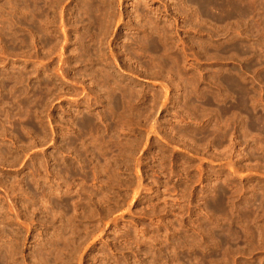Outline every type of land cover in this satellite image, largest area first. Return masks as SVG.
Listing matches in <instances>:
<instances>
[{
  "label": "rangeland",
  "instance_id": "rangeland-1",
  "mask_svg": "<svg viewBox=\"0 0 264 264\" xmlns=\"http://www.w3.org/2000/svg\"><path fill=\"white\" fill-rule=\"evenodd\" d=\"M258 124L264 0H0V264H264Z\"/></svg>",
  "mask_w": 264,
  "mask_h": 264
},
{
  "label": "bare ground",
  "instance_id": "bare-ground-1",
  "mask_svg": "<svg viewBox=\"0 0 264 264\" xmlns=\"http://www.w3.org/2000/svg\"><path fill=\"white\" fill-rule=\"evenodd\" d=\"M231 87H232V85H230ZM205 102H209V100L208 101H205ZM241 103H243V101L241 102ZM237 106H240L242 109L244 108V106L243 105H237ZM261 125V126H260ZM258 124L257 126H256V128H258V130H260V131H264V125H262V124Z\"/></svg>",
  "mask_w": 264,
  "mask_h": 264
}]
</instances>
